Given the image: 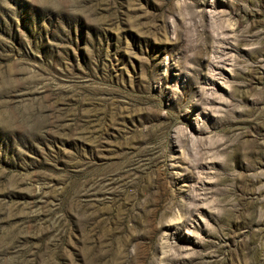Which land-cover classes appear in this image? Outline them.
Instances as JSON below:
<instances>
[{"label": "rangeland", "instance_id": "obj_1", "mask_svg": "<svg viewBox=\"0 0 264 264\" xmlns=\"http://www.w3.org/2000/svg\"><path fill=\"white\" fill-rule=\"evenodd\" d=\"M0 264H264V0H0Z\"/></svg>", "mask_w": 264, "mask_h": 264}]
</instances>
